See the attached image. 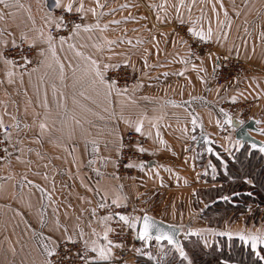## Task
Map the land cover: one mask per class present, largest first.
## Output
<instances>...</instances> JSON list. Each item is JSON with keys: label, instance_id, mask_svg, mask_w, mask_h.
I'll return each instance as SVG.
<instances>
[{"label": "crops", "instance_id": "0c3cea01", "mask_svg": "<svg viewBox=\"0 0 264 264\" xmlns=\"http://www.w3.org/2000/svg\"><path fill=\"white\" fill-rule=\"evenodd\" d=\"M8 2L13 7L5 9L8 16L0 20V29L14 32L17 38L24 32L38 36L41 28L47 29L45 18L52 0ZM100 3L105 5L106 13L101 17V28L91 33L81 31L63 47L57 43L55 54L48 49L41 55L39 48H46V45L38 41V65L25 70L22 79L17 69L14 82L9 83L4 66L0 65V81H3L0 82V117L4 123L13 125L10 143L23 148L18 160L17 153L10 147V162L3 160L0 164V264H44L45 258L38 243L40 237H34L33 232L52 235L51 221L55 215L62 224L68 225L73 235L79 226L91 236L90 221L91 227L101 230V225L91 215V209L99 201L93 191L97 182L104 187L118 183L124 185L127 203L133 207V211L127 213L129 215L142 217L146 212L169 223H187L194 232L211 229L196 211V192L214 184L209 185L207 181L208 185H202L204 179L199 174H203L205 164L198 165L196 153L201 145L205 150L206 147L204 143L197 145L196 142L201 134H209L214 152L219 149L231 156L243 147L235 138V130L245 119L221 107L216 99L233 102L232 97L239 95L241 99L253 101L251 116L261 120L260 126L264 127V0H194V3L185 0L180 12L186 22L189 17L193 21L201 17L200 24L205 29L211 22L214 49L210 58L209 55L189 53L192 48L190 39L197 37L186 31L188 25H181L176 19L173 5L178 0H167L166 5L165 0H100ZM85 4L95 6V0H85ZM154 5L165 6L167 13ZM108 9L114 11L109 13ZM217 17L224 23H218ZM94 20L95 17L89 14L88 22ZM114 20L120 23H112ZM227 21H231L230 30ZM104 24L108 27L104 28ZM224 33H227V39ZM4 35L7 37V33ZM129 39L131 44L127 42ZM109 40L115 41L111 47ZM138 40L144 43L137 44ZM182 40L186 43H181ZM72 43L75 48L69 47ZM97 44H102L103 49ZM217 55L219 59L242 57L249 63L250 70L234 84L218 85L217 90L212 86L216 66L211 62ZM88 56L111 63L130 59L135 65L136 78L129 93L107 95L92 85L84 72L89 66ZM189 57L190 62L183 63ZM201 62L205 65L203 70H200ZM61 63L64 65L62 72ZM192 64L197 67L193 68ZM139 82L142 87L137 86ZM192 116L197 118L195 131L192 130ZM229 116L233 121L231 124L228 123ZM140 119H143L144 128L140 134L147 139L146 152L155 163L139 168L133 179L119 176L118 180L114 179L111 174H117L115 162L120 137L126 131L134 130L133 124ZM41 121L46 122L48 128L37 140ZM17 122L20 128L14 127ZM157 126L160 136L156 135ZM148 132L152 135H147ZM255 135L264 140L263 133ZM18 139L22 143H18ZM91 140L100 144L96 156L92 154ZM71 144L76 145L75 149H69ZM215 156L207 152V162ZM103 157L110 158L106 167ZM93 159L95 163L90 164ZM97 168L104 175L98 174ZM167 174H172L174 182L165 183L163 178ZM193 175L195 179L199 175L195 188L189 181L187 186L184 183L185 176ZM24 176L33 183L24 181ZM36 185L48 189L52 199L49 200ZM188 189L194 190L185 194ZM254 206L251 205L248 213L235 220L237 227L232 232L244 229V226L247 229L264 226L263 221L256 223L248 219ZM103 214L98 212V215ZM42 216L48 217L47 226L41 222ZM225 221L228 229L231 221ZM197 234L220 235L212 232H208L211 236L203 232ZM120 249L113 250V264H140L139 261H114L119 257Z\"/></svg>", "mask_w": 264, "mask_h": 264}, {"label": "snow or ice", "instance_id": "6c2138e0", "mask_svg": "<svg viewBox=\"0 0 264 264\" xmlns=\"http://www.w3.org/2000/svg\"><path fill=\"white\" fill-rule=\"evenodd\" d=\"M194 3V0H193ZM167 4V0H165V5ZM0 20L5 19L8 16V13L5 12V9L12 8L13 4L9 3L8 0H0ZM127 7H131L132 5H125ZM185 6V0H178V3L173 5L176 12V19L179 20L181 25H188L186 27V31L192 33L194 36L200 38L203 41H211L213 39V28L211 26V22H209V26L205 29L201 24L200 20L201 17H197L196 20H189L186 22L183 19V15L180 12V9ZM124 7V6H122ZM157 9L163 10L167 13V8L162 5H154ZM105 5L100 3V0H95V6H86L85 0H52V5L49 9V12L45 18V24L47 25V29L41 28L39 30L38 36H30L26 32L21 33L20 37L17 38L14 32L9 31L6 28L0 29V65L4 66L5 76L8 79L9 83H13V77L16 75V70H20V77L23 78L24 70L27 69L28 65L32 63V60L29 56L24 55L23 53L20 54V61H17L13 56L10 54H6L9 52V49L15 48H24L27 46L28 49L35 48L37 46L38 41L46 45V48H39V52L41 55L45 53L46 50L50 49L53 54H55L57 43L61 47L65 43L68 42L70 38L79 36L81 31L91 33L95 29L101 28V17H103L106 13L104 11ZM191 11V9H188ZM57 11L60 12L57 15ZM114 11V9H108V12ZM91 14L95 17L93 22H88V16ZM225 17H227L228 13L225 9L224 12ZM127 19V17L125 18ZM146 19V17H145ZM161 17L157 15V20H160ZM165 21L167 20V16L164 17ZM218 19V17H217ZM112 23L119 24L120 21L114 20ZM218 23H224L219 21ZM228 29H231V21H227ZM104 28H107L108 25L104 24ZM68 30V35H59V30ZM54 31L57 34H53ZM7 33V37L4 35ZM224 38L227 39V33H224ZM10 37V39H9ZM155 40V37H153ZM129 44L132 43L131 39L127 41ZM115 41H108L109 47H111ZM144 41L138 40L137 44H142ZM159 41H157L158 45ZM175 44V41H173ZM181 43H186V41H181ZM101 50L103 49L102 44L96 45ZM70 48H75V43L69 44ZM157 54L159 53V48H156ZM191 55H195L192 53L191 49L188 50ZM148 50L145 49V54L147 55ZM83 55V53H79ZM211 55V53H209ZM87 60L89 61V66L84 69V72L90 79L92 85L96 86L98 89H102L107 95L112 94H128L131 88V85L124 83L121 85L120 80L109 73L113 69H119L121 65L124 66H131L133 72L135 71V65L131 64L130 59H124L121 62L111 63V62H104L100 59H95L92 56H88ZM190 62V57L188 59H184L183 63L187 64ZM145 65H147L146 58L144 59ZM192 67H197L196 64H192ZM64 65L60 64L61 72L63 71ZM35 69H33L34 71ZM182 74V73H177ZM203 79V77H201ZM3 82V81H0ZM139 87H142V82H139ZM233 100L236 99L235 96L232 97ZM146 115V114H145ZM47 117H45V120ZM233 121L231 117H228V123L231 124ZM79 123V121H76ZM129 123H132L131 121ZM191 124L193 125V131H195V125L197 124L196 116L191 117ZM201 128L203 127L201 123ZM14 127L20 128L21 125L17 122ZM25 127H31L30 125H25ZM134 131L136 133H143V119L136 121L133 124ZM0 128H3V136L6 142H9V146L4 147L3 151L5 153L4 157H0V159L9 161V158L12 156V152L9 151V147H12L15 152L17 153V159H20L19 153L23 152V148H17L15 144H11L10 142L13 140L12 133L9 131L8 127L4 125V121L2 117H0ZM40 133L37 135L36 139L39 140L42 138L45 130L48 128L46 122L41 121L39 124ZM187 131V128H185ZM147 135L151 136L152 133L148 132ZM157 136H160V132L157 126ZM193 140L196 139L195 136L192 137ZM121 143L117 147V151H120L122 154V149L124 147L122 141L123 137H120ZM18 143H22V141L17 140ZM90 144L92 145V154L96 156L100 151V144L97 140H91ZM211 140H207V147L206 151L210 154H215L218 158L221 159V162L225 166V171L227 170V162L223 161L222 157L218 152H214ZM258 145L253 144L252 147H257ZM69 149H75L76 145L71 144L68 146ZM136 147L139 149L140 152H146L148 149L144 148L143 146L137 144ZM260 150L264 151V146H260ZM31 151V149H29ZM70 154H72L70 152ZM104 165L107 166L109 162V157H103ZM10 162V161H9ZM90 164L95 163V159L89 161ZM118 163V162H117ZM213 173L216 172V165L209 163ZM127 167H140L144 168L145 165L141 162L139 164L129 163ZM96 172L100 175H104V173L100 172V169L97 168ZM114 179H119L118 175L113 173ZM47 176V173H45ZM245 181L249 184L252 183L250 179L247 177L244 178ZM24 181H27L29 184H32V181L28 180L27 176L23 177ZM23 185H21L22 187ZM54 186V182H53ZM87 187V185H85ZM39 187L42 193H46L48 199H52V194L48 191V189L43 188L40 185H36ZM123 184H115L112 186L104 187L101 186L99 182H97L93 191L99 197V201L95 208L91 209V215L95 219L97 223L101 225V230H97L95 227H91L90 224V231L91 236H88L87 233L84 232L83 228L76 226L75 235L73 232L69 230L67 224H62L61 220L58 215L53 217L52 223V235H45L42 232H33L34 237H40L38 243L41 247L42 254L44 255V264H113V256H114V249L119 247L123 248L124 245L122 243L114 242L111 238L113 235H119L115 228L111 226V222L115 221L117 224L127 225L129 228H138V237L144 241H151L153 239V230H157V234L155 235V239L157 241H164L173 246H175L176 250L178 251V255L181 258H187V252L185 251L183 244L180 240L175 237L174 232H166L163 228H160L154 221V218L148 215L146 212L143 217L129 215L124 212H117L112 209L113 206L119 207L121 205H126L128 201V197L126 194L123 193ZM233 195H239V193H233ZM250 195V193H249ZM220 199L222 200H229L230 197L225 195L221 196ZM105 210L103 215H98L99 210ZM251 210V209H249ZM58 211V209L56 210ZM142 220V227L141 225ZM41 222L47 226L49 224V219L47 216L41 217ZM215 229H199L196 230L197 233L199 232H212L215 233ZM57 232L59 235H57ZM220 235H227L229 237L236 235L238 236L245 244H248L252 250H254L255 255L258 257L259 261H264V226L255 229H240L235 233L231 230L226 232H221ZM65 242H71L73 247L77 248L75 252V257L68 255L64 249H62V244ZM205 243L207 241L205 240ZM139 251V250H138ZM145 256H152L151 252H143ZM188 264H191V261H188Z\"/></svg>", "mask_w": 264, "mask_h": 264}, {"label": "trees", "instance_id": "16d2710c", "mask_svg": "<svg viewBox=\"0 0 264 264\" xmlns=\"http://www.w3.org/2000/svg\"><path fill=\"white\" fill-rule=\"evenodd\" d=\"M262 133L264 134V130ZM204 152L203 158L206 160L207 151ZM226 158V171L219 161L220 158H212L217 164V179L223 184L202 188L195 194L196 206L201 212L202 219L207 220L209 225H221L225 219L232 222L242 214L248 213L254 203L256 206L249 213L248 219L251 218L256 223L264 222V151L251 149L245 144ZM245 177L252 183H247ZM225 195L230 199H220ZM212 242L211 248L206 249L198 234L191 233L185 236L182 244L188 254L187 258L179 257L175 246L163 243L160 264H188L189 260L191 264H264V261H259L254 250L237 236L217 235ZM137 261L140 264H152L143 258H138Z\"/></svg>", "mask_w": 264, "mask_h": 264}, {"label": "built area", "instance_id": "2783aa9c", "mask_svg": "<svg viewBox=\"0 0 264 264\" xmlns=\"http://www.w3.org/2000/svg\"><path fill=\"white\" fill-rule=\"evenodd\" d=\"M56 14L59 15L60 12L57 11ZM53 34L55 35L57 33L54 31ZM59 35L67 36L68 30H59ZM191 45L192 49L197 52L200 50V52L208 51L211 48V44L209 42L200 39L191 40ZM37 51L38 49L36 47L28 49L27 46H25L24 48H10L9 52L6 54H10L17 61H20L21 53L29 56L32 60V63L28 65L26 69L29 70L38 65ZM247 67V62L242 58L226 57L219 63L217 67L215 83L220 86L232 82L237 76L244 73ZM109 74L116 76L120 80L121 85H123L124 83L132 85L135 80V71L133 72L131 66L121 65L119 69H113ZM4 125H6L9 131L12 132L13 125L9 123H4ZM122 137V143L124 147L122 149V154L120 151L118 152V157L115 162V170L119 177L131 179L134 178L133 175L136 174L137 169L140 167H127V165L130 162L135 164H139L142 162L145 165L151 159V156H149L150 154H148L147 152H140L136 147V145L139 144L145 148L147 144V139L145 136H142L140 133H136L134 130H128L123 134ZM6 146H9V142L5 141L3 136V128H0V157L5 156L3 149ZM2 161L3 159H0V164L2 163ZM109 210L131 213L133 211V207L131 204L127 203L126 205H121L119 207L113 206V208ZM99 211L101 213H104L105 210L101 209ZM112 227L115 228L116 231L120 234L113 235L111 238L114 240V242L122 243L124 245V247L119 250V257L114 261L130 262L136 261L139 257H142L148 262L159 264L162 253L158 251V243L154 241L150 247L147 246L144 242H141L140 245H137V240H139V238L138 235L133 231V229L129 228L127 225H123L122 222L121 224H117L115 221L112 222ZM62 249H64L68 255L75 257L77 248L73 247L71 242H65L64 244H62ZM146 251L151 252L152 256L149 257L143 255V252Z\"/></svg>", "mask_w": 264, "mask_h": 264}, {"label": "rangeland", "instance_id": "374dc122", "mask_svg": "<svg viewBox=\"0 0 264 264\" xmlns=\"http://www.w3.org/2000/svg\"><path fill=\"white\" fill-rule=\"evenodd\" d=\"M183 31H184V28H183ZM193 39H200V38H192L191 37V39H190V42H191V40H193ZM201 40V39H200ZM206 42H209L210 44H211V48L208 50V51H202V52H200V51H195V50H193L192 48H191V50L193 51L192 53H195V55L196 56H203V55H205V56H207V55H209V53L210 52H213V49H214V47H213V44H212V42L211 41H206ZM213 53H211V55H212ZM211 55H209V56H207L208 58H210L211 57ZM227 57V56H226ZM225 57V58H226ZM242 58V57H241ZM222 59H224V58H221V59H219V56L217 55L215 58H214V60H211V62H212V64H215V66H216V68H217V65H218V63L220 62V60H222ZM242 59H244V58H242ZM206 60H208V59H206ZM200 66V70H203V69H205V65L203 64V62H201V64L199 65ZM249 70H250V66H249V63H248V67L246 68V70H245V72L244 73H242V74H240L239 76H237L232 82H229V83H227V84H225V85H223V86H226V85H230V84H234L236 81H237V79L238 78H240L241 76H243L245 73H247V72H249ZM135 78H136V76H135ZM237 85V84H236ZM235 85V86H236ZM213 87L215 86L216 88H218L217 90H219V86L218 85H216V84H213L212 85ZM233 87V86H232ZM223 89H221V90H224V87H222ZM223 98H217L216 99V102H217V104L218 103H221V107H223V108H227V110H230L231 112H234V113H237L238 115L240 114V117H243V118H245V119H249V117H252L251 115H252V107H254V103H253V101H249V100H246V99H241L240 97H239V95L238 96H236V99L235 100H232L233 102H230V101H226V102H221V100H222ZM256 115V114H255ZM236 117H238V116H236ZM258 117V116H257ZM262 124V123H261ZM264 128V127H263ZM122 136H123V134H122ZM262 137L264 138V134L262 135ZM120 143V142H119ZM120 145V144H119ZM205 148H204V145H201V148L199 149V151H197V163H198V165L200 166V164L202 165L203 163L205 164L204 165V168H203V174H202V172L199 174L200 175V177L201 178H203L204 180H203V182H202V185L203 184H206V185H208L207 183L209 182V185H211L212 183H214L215 184V186H221L222 184H223V182H221V180H219V179H217V177H218V174L216 175V173H217V164H216V161L215 160H211L210 162H211V164H215L216 165V172L215 173H213V171H212V169H211V167L209 166V163L207 162V160H204V156H205ZM217 152L220 154V157H222V159H223V161H226L227 162V158H226V155L225 154H223L222 152H220L219 151V149H217ZM149 156H151V155H149ZM215 157H217V156H215ZM218 158V157H217ZM202 160H204V161H202ZM219 161L221 162V160L219 159ZM201 162V163H200ZM222 163V162H221ZM222 166H224V164L222 163ZM224 168H225V166H224ZM139 169V168H138ZM138 169H137V171H138ZM137 171H136V174H137ZM136 174L135 175H133V177L135 178L136 177ZM171 175L172 174H167V175H165V178H163V179H165L164 181H165V183L166 184H168V182H174V181H172L171 180ZM199 175L196 177V179L194 178V176L195 175H193V176H189V177H187V176H185L184 177V183L186 184V183H188V181H189V183H190V185H193L192 187L193 188H195V186H196V181H197V179H199ZM131 179H133V178H131ZM208 181V182H207ZM200 182V183H201ZM214 184H212L211 186L212 187H214ZM186 186H187V184H186ZM193 190L194 189H192V191L191 190H186L185 191V194H188V193H190V191H191V193L193 192ZM194 198H196V196H194ZM252 205H255L254 203L252 204ZM197 207V206H196ZM254 208H255V206L254 207H252V210H254ZM196 211L199 213L198 214V216H200V218L202 219V217H201V212H200V210L198 209V208H196ZM204 220V219H203ZM226 220V219H225ZM224 220V221H225ZM205 221H207V220H205ZM224 221L222 222V224L221 225H216V224H214V225H209L210 227H211V229H215L216 231H215V233H212L213 235L214 234H216V233H221V232H224L223 230L224 229H227V223H224ZM226 221H228V220H226ZM225 221V222H226ZM208 222V221H207ZM186 224L187 223H183L182 225H184V226H186ZM197 225H199V223H196ZM235 220L234 221H232V222H230V225H229V227H228V229H227V231L228 230H235V228L237 227H235ZM244 228H246V226H244ZM203 229V228H202ZM237 229H239V228H237ZM250 229V228H249ZM192 230V229H191ZM192 232L194 233V234H197V232H194V230H192ZM235 233V232H234ZM203 234L204 235H210L211 236V234H208V232H203ZM185 236H186V234L185 233H183V234H181V239H184L185 238ZM203 236V235H202ZM200 236L199 235V238H200V240H201V242H202V245L204 246V248H206V249H209V248H211V245L213 244V242H212V240H215V238H217V235H215V236H211V237H207V236ZM212 237H215V238H212ZM205 240L207 241V243H205ZM161 247L163 248L164 246L163 245H161ZM161 248V249H162ZM164 249V248H163ZM155 257H156V255H155Z\"/></svg>", "mask_w": 264, "mask_h": 264}, {"label": "water", "instance_id": "95a60500", "mask_svg": "<svg viewBox=\"0 0 264 264\" xmlns=\"http://www.w3.org/2000/svg\"><path fill=\"white\" fill-rule=\"evenodd\" d=\"M259 125H260V120L258 118H255V117H250L247 121L240 123L239 126L235 130L236 140L241 142L242 145L248 144L251 147V149H260V146H264V140H262L261 138L257 137L255 134H253V133H262L263 132L264 128L259 126ZM207 140L212 141L211 146L213 147V139L211 138V136L209 134H206V133H203L199 136L196 144L200 145L201 143H204L205 147H207ZM253 144H256L258 146L254 148V147H252ZM154 163H155L154 160H150L149 166H153ZM147 214L154 218L155 223L160 228H163L166 232H174L175 237L178 240H180L181 243H182L181 234L185 233L186 235H189V234L193 233L189 224H186V226H184L182 224H173V223H169L167 221H164L162 219H159V218L153 216L152 214H149V213H147ZM140 227H142V220H141ZM156 234H157V230L154 229L153 230V239L151 241L155 240L158 243L169 244L167 242V240L157 241L155 239ZM151 241H145V242L149 246Z\"/></svg>", "mask_w": 264, "mask_h": 264}]
</instances>
